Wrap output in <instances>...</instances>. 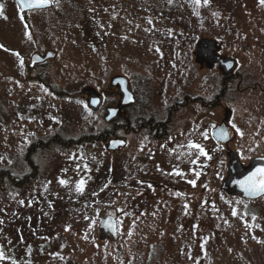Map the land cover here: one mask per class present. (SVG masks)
Here are the masks:
<instances>
[{
    "label": "rangeland",
    "instance_id": "374dc122",
    "mask_svg": "<svg viewBox=\"0 0 264 264\" xmlns=\"http://www.w3.org/2000/svg\"><path fill=\"white\" fill-rule=\"evenodd\" d=\"M49 1L23 12L0 0V264H264V195L222 190L229 156L212 137L229 108L228 148L244 166L264 156V94L249 92H264V2ZM202 39L248 75L220 100L227 74L197 59ZM116 76L136 119L191 103L171 135L120 130L132 146L107 148ZM109 216L119 234L101 241Z\"/></svg>",
    "mask_w": 264,
    "mask_h": 264
},
{
    "label": "water",
    "instance_id": "95a60500",
    "mask_svg": "<svg viewBox=\"0 0 264 264\" xmlns=\"http://www.w3.org/2000/svg\"><path fill=\"white\" fill-rule=\"evenodd\" d=\"M17 3L21 6L23 12L35 9H44L50 6V1L47 0V3L43 6H37L39 0H26L25 3H20L19 0H16ZM216 52V41L212 39H202L196 50V57L198 60H205L206 62H218L220 67L225 74L235 70V61L230 58H221L215 54ZM38 56H33V60H36ZM40 60H43L42 58ZM111 86L116 88L118 94L120 95V104L117 107H111L108 109V116L106 117L107 122L113 121L120 111L128 106H131L135 103L134 94L131 91L129 82L126 78L121 76H116L112 78ZM84 94L89 95V107L96 111L102 105V97L98 92L92 88H87L84 91ZM226 133V136L223 135ZM213 139L224 145L226 147V152L228 153V166H227V175L223 179L222 190L230 196H239L244 199L254 200L263 195L258 196H248L242 189L240 182L244 181L248 176L256 171L257 168H264V156H257L252 159L248 166H244L241 163V160L238 154L228 147L230 143V132L226 125V122L217 126L212 131ZM126 144L124 140H112L108 144L109 150H118ZM100 240H109L114 241L119 234V227L117 224L116 217H106L101 218L100 220Z\"/></svg>",
    "mask_w": 264,
    "mask_h": 264
},
{
    "label": "flooded vegetation",
    "instance_id": "af4514ba",
    "mask_svg": "<svg viewBox=\"0 0 264 264\" xmlns=\"http://www.w3.org/2000/svg\"><path fill=\"white\" fill-rule=\"evenodd\" d=\"M199 61H201L202 64L203 63L206 64L207 67H212L213 66L212 64H214V62H206V61H203V60H199ZM241 75L243 77H247L248 76L247 74H243V73H240V72H237L236 70H234V71L230 72L229 74H227L223 78V85L224 86H223V91L221 93V96L219 97V100L224 95L226 90L230 88V87H228V84H230L229 82L234 81L236 79H239V80L242 79L243 80V78H241ZM130 88H131V86H130ZM248 88H249V86L246 89H248ZM259 88H260V90L263 91V89H261V87H259V85L257 83V84H255V86H250L249 92H253V93H256V94H258V93L259 94H264V92H258L257 91ZM112 90H114V89H112ZM132 93L134 94L135 103L133 105H131V106L123 108L120 111V113L118 114V116L113 121H111L112 122V124H111L112 132L110 134H108V135H111V136L115 137V139H117V140H124V141L127 140L124 137H120L119 136L121 134L119 132L120 130H125L127 132H133V131L136 130L137 132L140 131L141 133H147L148 135L151 134L150 137L155 139V141H161L163 139L165 140L169 135H171V133L174 131V129H176L175 128L176 125L174 124V120H175L174 115L178 114L179 110H182L187 104H191V103H187L188 101H185L184 102L185 104L184 103L179 104L176 101V103H174L172 105V107H171V110H173V111L170 110L167 113L165 119H163V118L159 119V118H157L156 115L151 116V118L150 117L149 118L139 117V118L136 119V116L134 115L133 111H134V109L138 108L139 100L137 99V96H136L135 92L132 91ZM101 95H102V98H103V103H102V105L100 107H104L103 105L105 103V100H104L103 93H101ZM115 99L116 100H115V102L113 103V105L111 107H117L120 104V95L118 94V91L115 92ZM192 103H194V102H192ZM217 105H219V103ZM206 106H207V104H202L201 108L206 109ZM208 108H209V105L207 106V109ZM229 110H230L229 108L226 109L225 117L223 118L221 123H219L217 126H219L222 123L226 122V125H227V127L229 129V132H230V137H231L230 138V143H232V141L235 140V134H234V131L231 128L230 123H228V121H229V119H230V117L232 115V112L231 111L229 112ZM178 128L181 129V127H178ZM142 136H143V134H142ZM104 140H107V138H103V141ZM143 145H142V147H146V144H143ZM131 146L132 145L128 144L127 141H126V144L121 149H125L126 147H131ZM170 146H171L170 144H167V146L165 145V147H170ZM219 146H221V145L219 144ZM223 147H225V146H223ZM142 149L144 150V148H142Z\"/></svg>",
    "mask_w": 264,
    "mask_h": 264
},
{
    "label": "snow or ice",
    "instance_id": "6c2138e0",
    "mask_svg": "<svg viewBox=\"0 0 264 264\" xmlns=\"http://www.w3.org/2000/svg\"><path fill=\"white\" fill-rule=\"evenodd\" d=\"M19 2L25 3L26 0H19ZM195 2L199 4L201 0H195ZM262 2H264V0H262ZM46 3H47V0H39V3L37 6H43ZM204 3L207 4L208 0H204ZM237 131H239V129H237ZM223 135L226 136V133H223ZM189 147L198 149L199 154L201 155H205V156L207 155L204 149L199 145L190 143ZM193 162L195 163V161ZM61 183L63 184L65 183V181H61ZM190 183L195 185V181H190ZM240 184H241L243 191L248 196L264 195V168H257L255 172H253L250 176H248L244 181H241ZM82 185H83V181L80 182V185L78 186V188H81ZM4 258H5L4 253L0 251V260H3Z\"/></svg>",
    "mask_w": 264,
    "mask_h": 264
},
{
    "label": "trees",
    "instance_id": "16d2710c",
    "mask_svg": "<svg viewBox=\"0 0 264 264\" xmlns=\"http://www.w3.org/2000/svg\"><path fill=\"white\" fill-rule=\"evenodd\" d=\"M138 98V97H137Z\"/></svg>",
    "mask_w": 264,
    "mask_h": 264
}]
</instances>
